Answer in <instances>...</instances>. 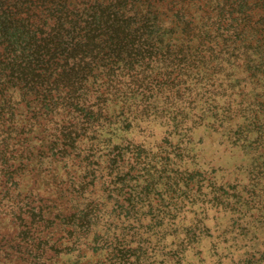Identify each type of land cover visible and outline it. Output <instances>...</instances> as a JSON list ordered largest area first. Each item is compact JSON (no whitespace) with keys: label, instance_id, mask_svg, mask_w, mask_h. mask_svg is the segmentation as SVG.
I'll use <instances>...</instances> for the list:
<instances>
[{"label":"trees","instance_id":"1","mask_svg":"<svg viewBox=\"0 0 264 264\" xmlns=\"http://www.w3.org/2000/svg\"><path fill=\"white\" fill-rule=\"evenodd\" d=\"M250 7L227 0L208 29V0H0V206L23 225L0 264H57L61 240L42 233L62 219L74 264H143L157 229L175 243L195 131L264 118V14ZM238 185L221 188L235 198ZM45 186L80 206L52 216Z\"/></svg>","mask_w":264,"mask_h":264},{"label":"rangeland","instance_id":"2","mask_svg":"<svg viewBox=\"0 0 264 264\" xmlns=\"http://www.w3.org/2000/svg\"><path fill=\"white\" fill-rule=\"evenodd\" d=\"M226 1L208 0V29L212 21L218 19L213 9L223 6ZM247 1L250 9L254 10L252 16L255 19L264 14V8H260L256 0ZM196 3L201 4V1ZM257 100L262 102L264 95ZM253 106L261 105L254 101ZM262 116L260 115V118ZM240 120L237 119L238 122ZM249 121L251 123H248ZM245 123L238 132L235 126L226 133L220 129L214 131L212 127H208V130L200 128L195 131L193 143H196V146L190 149L192 143L186 147L187 156L180 163L182 169L189 168V171L195 174V187L188 193L187 202L177 212L175 219L176 224L180 226V236L172 245L173 240L167 235L162 236V231L157 229L150 238L151 253L143 264H175L168 251L171 247L173 250L176 249L177 246L184 256L180 264H264V149L254 152L248 147L243 149L240 144L243 135L248 133L250 136L248 142H261L264 145L262 133L264 118L254 120L247 117ZM240 124L241 121L236 126ZM158 133L157 142L166 136L163 130ZM236 138L239 141H235ZM172 139L174 142L180 141V145L181 143L185 145L184 134ZM52 179L53 177L50 179L43 177V182L50 185ZM23 180L27 192L38 193V184H34V176L25 174ZM225 183L228 185L239 183L237 187L239 195L233 198L224 193L221 185ZM53 187H56L55 182ZM42 188H47L48 196L54 200L51 201L54 204L52 216L58 212L64 216L67 204L70 207L75 205L77 208L81 204L78 205L76 199L74 201L66 198L56 199L54 189L48 191L50 186L40 189ZM22 197L20 205L24 206L29 198ZM11 205V201L4 200L0 206V240L5 236L2 243L10 238L19 241L18 235L23 226L16 214L10 211ZM70 228L62 219L54 228H48L42 233L44 236L53 237L52 242L58 238L61 240L63 252L56 258L57 264L75 262L76 254L67 249L69 243L66 233ZM132 235H128L129 240ZM97 255H101V259L104 256L103 252Z\"/></svg>","mask_w":264,"mask_h":264}]
</instances>
